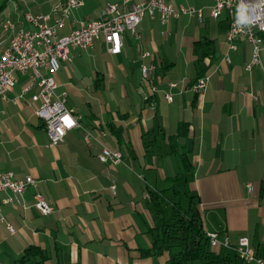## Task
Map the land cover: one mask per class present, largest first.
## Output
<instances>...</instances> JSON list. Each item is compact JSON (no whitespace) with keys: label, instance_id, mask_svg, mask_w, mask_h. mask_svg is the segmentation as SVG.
<instances>
[{"label":"crops","instance_id":"0c3cea01","mask_svg":"<svg viewBox=\"0 0 264 264\" xmlns=\"http://www.w3.org/2000/svg\"><path fill=\"white\" fill-rule=\"evenodd\" d=\"M170 2L177 10L200 9L201 17L181 14L161 24L146 15L137 36L123 34L118 54L95 41L91 49L105 58L104 69L96 70L110 85L109 101L94 87L95 104H66L81 127L59 144L49 146L34 115L30 94L35 88L19 97L27 76L17 74L7 100L0 98V171L38 181L18 202L0 205V264H15L30 246L43 252V264H165L166 251L142 255L151 247L147 230L154 225L149 193L161 191L183 207L191 203L205 233L216 232L219 240L228 236L230 246L219 245L215 252L233 255L238 239L247 237L264 258V51L247 71L251 45L239 40L226 63L228 20L210 16L213 0ZM54 3L34 1L33 11L13 3L0 20L47 12ZM9 40L5 34L0 53ZM81 52L74 51L73 59L84 57ZM143 52L151 56L142 57ZM142 64L153 66L154 109L144 100ZM203 74L209 75L207 87L195 92L191 85ZM172 82L177 86L171 89ZM167 91L173 94L170 102ZM83 129L93 134L91 145L84 143ZM102 146L120 151L122 161H99ZM36 190L53 208L47 215L32 206Z\"/></svg>","mask_w":264,"mask_h":264},{"label":"built area","instance_id":"2783aa9c","mask_svg":"<svg viewBox=\"0 0 264 264\" xmlns=\"http://www.w3.org/2000/svg\"><path fill=\"white\" fill-rule=\"evenodd\" d=\"M83 5V0H56L47 12L35 14L27 11L21 19L7 16L0 22L2 31L10 39L0 53V98L7 100V92L18 82L17 74L27 76V84L19 97L35 88L30 94V101L34 106V115L42 121L49 146L59 144L70 130L81 127L74 111L66 105L67 92L55 91L59 87L55 77L61 63L71 61L74 51H86L93 47L95 41L102 40L108 53L118 54L123 34L129 32L137 36V26L146 15L155 19L157 17L161 24H166L181 14H196L201 17L200 9L180 6L177 10L170 0H121L120 3H107L93 19L78 21L73 11ZM209 14L214 19L225 16L228 20L224 61L230 63L229 52L237 50L239 40L246 41L251 45L252 51L245 69L251 71L259 64L260 54L264 51V0H213ZM66 26L69 28L68 32L61 34L60 31ZM141 56L151 55L143 52ZM140 71L141 83L146 90L144 100L154 109L155 101L152 98L158 87L152 78L153 66L142 64ZM208 81L209 75L203 74L191 85L192 89L202 92ZM176 86L172 82L168 87L172 89ZM164 96L168 102L172 101L171 91H167ZM13 101L16 102L15 99ZM83 130L84 143L91 145L93 134L87 129ZM121 154L118 150L102 146L97 156L101 162L118 164L122 161ZM37 182L32 176L17 178L12 171H0V194L9 193L0 198V205L18 202L27 188H37ZM246 187L247 190H252L251 184ZM110 188L114 190L115 186L111 185ZM32 206L43 215L49 214L53 209L38 190L33 194ZM5 226L10 232L14 231L9 223ZM206 235L211 248L230 246L227 235L222 240H219L216 232ZM234 250L245 264H264V258L255 253L247 237L239 238Z\"/></svg>","mask_w":264,"mask_h":264},{"label":"trees","instance_id":"16d2710c","mask_svg":"<svg viewBox=\"0 0 264 264\" xmlns=\"http://www.w3.org/2000/svg\"><path fill=\"white\" fill-rule=\"evenodd\" d=\"M10 0H0V12ZM115 130L117 137H120ZM149 208L154 225L147 230L151 247L142 255L157 256L169 253L165 264H245L234 253L221 254L209 245V238L203 231L200 215L191 203L186 207L177 201H169L161 192L149 193ZM170 210L166 211V207ZM15 264H43V252L35 246L26 248Z\"/></svg>","mask_w":264,"mask_h":264},{"label":"rangeland","instance_id":"374dc122","mask_svg":"<svg viewBox=\"0 0 264 264\" xmlns=\"http://www.w3.org/2000/svg\"><path fill=\"white\" fill-rule=\"evenodd\" d=\"M34 1L40 2V0H10L8 5H19L23 6L24 4H28V7L32 10V5ZM56 1V0H55ZM84 5L79 7L73 11V15L77 20H88L95 18L98 11L101 7L105 6L108 2H117L120 3L121 0H83ZM27 2V3H26ZM186 6V5H185ZM102 7V8H103ZM33 11V10H32ZM1 13V12H0ZM9 13L6 14V16ZM3 16V15H2ZM0 16V19L2 18ZM10 17V16H9ZM1 21V20H0ZM67 33V32H66ZM65 32H61V34H66ZM5 38V34L0 27V41ZM2 39V40H1ZM5 43V42H3ZM1 51V48H0ZM82 50H76L75 52H79ZM82 56H78L75 59L72 58L71 61L62 62L59 71L56 74L57 82H59V87L55 90L59 93L62 90L67 92V105H74L80 107L82 103L91 102L94 103L95 99L93 98L94 87H96V93L98 97H102L105 101L108 100V92H110L109 83L107 78L102 79L101 75L97 73L98 67L104 69L105 58L102 56L101 51L99 49H88L81 52ZM87 54H89L88 57ZM83 59V60H82ZM58 77L61 82L58 81ZM99 78L98 84H96V79ZM69 103V104H68ZM95 104V103H94ZM81 113H84V110L81 109ZM185 197L182 196V202H185ZM172 199V198H171Z\"/></svg>","mask_w":264,"mask_h":264}]
</instances>
